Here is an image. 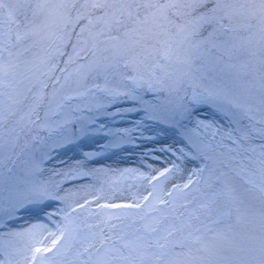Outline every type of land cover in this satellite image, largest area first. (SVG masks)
<instances>
[{"label":"snow or ice","instance_id":"obj_1","mask_svg":"<svg viewBox=\"0 0 264 264\" xmlns=\"http://www.w3.org/2000/svg\"><path fill=\"white\" fill-rule=\"evenodd\" d=\"M0 264H264V0H0Z\"/></svg>","mask_w":264,"mask_h":264},{"label":"rangeland","instance_id":"obj_2","mask_svg":"<svg viewBox=\"0 0 264 264\" xmlns=\"http://www.w3.org/2000/svg\"><path fill=\"white\" fill-rule=\"evenodd\" d=\"M67 155H71V152H68ZM60 158L63 159L64 156L62 155ZM107 162L113 164L114 167H125V166L133 165L135 163V157H132L131 159H129V158H125L123 156V154H121V156H119V157H112ZM123 182L124 183H133L134 181L126 180Z\"/></svg>","mask_w":264,"mask_h":264}]
</instances>
